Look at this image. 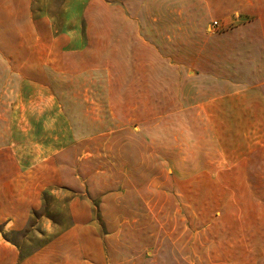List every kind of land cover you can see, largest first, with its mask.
Wrapping results in <instances>:
<instances>
[{"label":"rangeland","instance_id":"rangeland-1","mask_svg":"<svg viewBox=\"0 0 264 264\" xmlns=\"http://www.w3.org/2000/svg\"><path fill=\"white\" fill-rule=\"evenodd\" d=\"M127 1L0 0V264H252V118L167 100Z\"/></svg>","mask_w":264,"mask_h":264},{"label":"crops","instance_id":"crops-1","mask_svg":"<svg viewBox=\"0 0 264 264\" xmlns=\"http://www.w3.org/2000/svg\"><path fill=\"white\" fill-rule=\"evenodd\" d=\"M134 5L133 11L122 9L121 20L128 30L127 22H134L146 45L159 54L158 85L166 86L167 100L182 96L185 101L189 93L204 115L252 118L243 129L250 136L245 147L264 149V0H135ZM224 15L234 24L221 32L207 28ZM190 69L199 71L187 77ZM249 208L253 216L247 228L254 229L256 247L248 259L264 264V206ZM45 251L22 264L42 261Z\"/></svg>","mask_w":264,"mask_h":264},{"label":"built area","instance_id":"built-area-1","mask_svg":"<svg viewBox=\"0 0 264 264\" xmlns=\"http://www.w3.org/2000/svg\"><path fill=\"white\" fill-rule=\"evenodd\" d=\"M211 26H212V28L217 29V28L222 27V23L217 21V20H214L211 22Z\"/></svg>","mask_w":264,"mask_h":264}]
</instances>
